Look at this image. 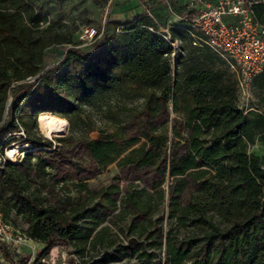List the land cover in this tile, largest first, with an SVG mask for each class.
<instances>
[{
	"label": "trees",
	"instance_id": "1",
	"mask_svg": "<svg viewBox=\"0 0 264 264\" xmlns=\"http://www.w3.org/2000/svg\"><path fill=\"white\" fill-rule=\"evenodd\" d=\"M55 23L30 0H0V150L19 140L24 151L22 159L0 164V210L5 219L20 215L28 237L42 242L28 264L69 243L98 250L95 264H264V166L247 150L254 139L264 143V112L238 104L229 64L191 45L181 21L168 32L192 48L194 63L182 73L172 71L171 45L145 13L124 22L106 17L91 47H80L71 33L49 32ZM53 44L63 52L44 69ZM184 54L185 46L174 61ZM252 83L264 86V67ZM112 94L140 102L119 113L109 106ZM93 103L108 112L100 113L105 125H91L83 106ZM43 112L68 121L70 131L94 129L97 137L51 148L26 128L28 115ZM74 156L89 159L80 165L88 175H79ZM111 162L120 169L114 180L87 183ZM41 175L74 183L77 195L31 189L29 179ZM136 179L144 186L136 188ZM165 198L167 228L163 215L153 218Z\"/></svg>",
	"mask_w": 264,
	"mask_h": 264
},
{
	"label": "rangeland",
	"instance_id": "2",
	"mask_svg": "<svg viewBox=\"0 0 264 264\" xmlns=\"http://www.w3.org/2000/svg\"><path fill=\"white\" fill-rule=\"evenodd\" d=\"M60 8V7H59ZM46 13L50 16L51 20H56V23L49 28V32H64L66 34L71 33L73 41L79 40V34L81 32V28L85 25L93 26L95 28H101L103 25V20L104 17H102L101 22H95L92 23L90 14L89 15H83V17H78L79 13V7L71 5L69 7H64L63 8V14L59 15L55 12L54 8H49L47 6L46 8ZM67 11V12H66ZM75 20H77V23H75ZM65 20V21H62ZM161 25V24H158ZM48 25L44 24L41 26V28H46ZM159 28V26H158ZM81 44V43H80ZM80 47H86L90 46L92 44H88L86 46H81ZM89 47V48H90ZM63 45L60 44H53L45 49L44 52V62H43V68L47 67L53 63H55L61 56L63 52ZM192 48L185 43V54L181 57L179 62H175L172 60V71H175L176 68L179 69V72L182 73L185 65L187 64H193L194 60L191 55H189L190 50ZM230 71L234 73V75L237 76L236 71L229 65ZM109 106L111 109H115L116 111H119V113H124L125 109H120L119 107H126L128 105H136L140 102V98L137 96L134 97H117L114 94L110 96L109 100ZM238 104L244 108L245 111L252 109L257 112H264V86L259 87L256 85V83H252L251 89L249 96L247 99L240 98L238 99ZM85 109V113H89L90 116V122L91 125H105L103 114L100 116V113H108V112H103L102 108L99 109V107H94L93 104L85 105L83 106ZM102 118V119H101ZM27 123H26V128L31 132V133H37L42 135V137H46L49 139L52 143V147L56 145L62 144L63 146H69L71 143L74 141L80 139L81 137L89 136L91 138L97 137V131L92 129V130H75V131H70L68 127V121H65L63 119H59L58 122L54 120V115L49 112H43L35 118L32 115H28L26 117ZM95 121V122H94ZM89 122V123H90ZM87 127V126H86ZM24 126L21 127V129L18 131V133H25L24 131ZM19 142V140H16L14 142L9 143L5 147H3V150L6 149V152H13V150H17L18 147L15 145ZM21 144H27L28 142H24ZM46 149L50 148L45 146ZM19 150V149H18ZM247 150L249 153L257 155L264 166V143L260 142L257 139H254L253 142H249L247 145ZM21 157V155H16L15 158ZM76 160V165L78 166V170H81L82 167L80 165L90 164V161L88 158L81 159L76 156H74ZM9 159L12 160L11 156ZM93 164H91L92 167ZM98 172L96 174H93V176L85 178L87 183H89L93 187H100L104 186L108 183H110L112 180H114L113 176L115 174L120 173V169L117 167L115 162H111L105 165H100L98 166ZM94 170V167H93ZM83 173V174H82ZM88 175V172H85L84 170H81L79 175ZM81 175V176H82ZM77 178H73V181H77ZM171 176L167 175L165 178V181L162 183V187L165 190V194L167 193L168 190V185L170 183ZM124 179H121L120 182H123ZM134 183L136 184V188H141L144 186L142 182L139 180H134ZM29 185L31 189H35V187H39L40 190L44 195L48 194H55V195H60L63 193H68L71 196H75L78 193V190L76 188V185L68 180H65L63 184L56 183V180L51 177L50 175H41L38 177H31L29 179ZM120 203L119 199L117 201ZM119 208V207H118ZM169 206H168V200L165 198L164 204L160 205L157 210L154 211L153 213V218L156 217L157 215H163V227L167 228L169 226ZM128 215H124L125 220L128 219ZM7 219L10 221L13 227L17 228L20 231L25 232V227H26V222L23 220L20 215L11 213L10 215L7 216ZM115 228V227H114ZM116 230V228H115ZM30 238V239H29ZM27 238V241L25 244H22L19 246L18 250L15 252H12V255L14 257V260H11L10 258H7L6 255L3 253V251H10L6 249L1 243H0V264H19V258L23 257L24 255L26 256H35L36 251L39 249V247L42 246V242L37 241L31 237ZM75 245L74 244H58L54 245L50 248L49 252H52L54 256V262H41L39 261L37 264H75L77 261L81 263H86L89 261L92 257L94 256H99L100 252L98 250H94L91 248H85L82 251H77L75 250ZM163 252H161L162 254ZM133 264H136L135 259H131L130 261Z\"/></svg>",
	"mask_w": 264,
	"mask_h": 264
},
{
	"label": "built area",
	"instance_id": "3",
	"mask_svg": "<svg viewBox=\"0 0 264 264\" xmlns=\"http://www.w3.org/2000/svg\"><path fill=\"white\" fill-rule=\"evenodd\" d=\"M180 21L186 25L191 45L210 48L236 71L238 99H247L253 76L264 67V0H190ZM100 33L101 28L83 26L80 45L92 44ZM163 36L171 45V60L183 54L185 42L181 38H172L166 30ZM23 155L24 152L21 157L11 158L20 160ZM9 157L6 149L0 150V164ZM27 238L0 210V243L10 251H17ZM54 260L52 252L40 257L41 262Z\"/></svg>",
	"mask_w": 264,
	"mask_h": 264
},
{
	"label": "crops",
	"instance_id": "4",
	"mask_svg": "<svg viewBox=\"0 0 264 264\" xmlns=\"http://www.w3.org/2000/svg\"><path fill=\"white\" fill-rule=\"evenodd\" d=\"M34 7L51 19L46 13L47 6L54 8L59 15L63 8L71 5L79 7L78 17L89 15L92 23L101 22L102 17L109 21H130L138 13L149 15L159 26L160 31H168L169 27L180 24V18L190 0H30ZM214 2L215 0H210ZM60 7V8H59ZM67 12V11H66ZM77 23V20H75ZM54 20V19H53ZM105 20V19H104ZM65 21V20H62ZM73 36V35H72ZM12 252L15 251H10ZM13 256V255H12Z\"/></svg>",
	"mask_w": 264,
	"mask_h": 264
},
{
	"label": "bare ground",
	"instance_id": "5",
	"mask_svg": "<svg viewBox=\"0 0 264 264\" xmlns=\"http://www.w3.org/2000/svg\"><path fill=\"white\" fill-rule=\"evenodd\" d=\"M41 114V113H40ZM49 114H51L49 112ZM24 152V151H23ZM23 152L19 151L18 149L16 150H13V152L9 153V152H6L9 156H11L12 158H15L16 155H22Z\"/></svg>",
	"mask_w": 264,
	"mask_h": 264
},
{
	"label": "water",
	"instance_id": "6",
	"mask_svg": "<svg viewBox=\"0 0 264 264\" xmlns=\"http://www.w3.org/2000/svg\"><path fill=\"white\" fill-rule=\"evenodd\" d=\"M96 260H97V256H94L89 261H87L86 263H81V262L77 261L75 264H95L96 263Z\"/></svg>",
	"mask_w": 264,
	"mask_h": 264
}]
</instances>
